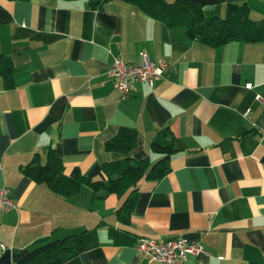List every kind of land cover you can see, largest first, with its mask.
<instances>
[{
    "label": "crops",
    "instance_id": "crops-1",
    "mask_svg": "<svg viewBox=\"0 0 264 264\" xmlns=\"http://www.w3.org/2000/svg\"><path fill=\"white\" fill-rule=\"evenodd\" d=\"M228 1L264 19V0ZM225 12V3L204 10L207 18ZM143 51L170 68L123 99L106 71L116 58L138 63ZM0 55L12 58L16 78L7 89L0 75V189L17 205L0 212L1 244L31 252L97 229L98 241L64 264H160L141 257L139 239L203 249L177 264H248L249 246L264 254L263 44L210 47L124 0L98 11L87 0H0ZM123 127L137 133V147L107 151ZM164 128L176 153L163 179L139 182L128 225L116 217L125 198H93L89 187L64 198L22 173L35 154L44 163L54 149L68 176L107 180L106 163L157 162L150 144ZM114 231L132 243L117 244Z\"/></svg>",
    "mask_w": 264,
    "mask_h": 264
},
{
    "label": "trees",
    "instance_id": "trees-1",
    "mask_svg": "<svg viewBox=\"0 0 264 264\" xmlns=\"http://www.w3.org/2000/svg\"><path fill=\"white\" fill-rule=\"evenodd\" d=\"M87 1L93 10L98 11L112 0ZM124 1L167 28H184L190 39L210 47L225 46L233 42L264 45V19L252 21L246 4H234L228 0H174L173 3H169L168 0ZM223 3H226L224 18L205 16L206 7ZM0 75L7 89L15 87V67L12 58L0 55ZM137 140L138 136L134 130L123 127L106 143L105 149L109 152L128 154L137 147ZM150 148L153 154L160 156L157 162L153 163L150 158H145L139 161L124 159L106 163L103 170L107 180L94 181L83 175L68 176L62 158L54 149L47 153L44 163L42 157L35 154L32 162L22 168V173L64 198L79 195L84 187H89L93 191V198H105L112 194L125 198L122 206L116 211V217L119 222L128 225L139 199V182L144 178L152 181L163 179L169 169L171 157L176 153L175 137L170 128L158 130ZM111 234L117 244L132 243V239L125 233L114 231ZM97 241V229L54 241L45 240L20 264H64L85 252ZM245 259L248 264H264V254L250 246L246 248Z\"/></svg>",
    "mask_w": 264,
    "mask_h": 264
},
{
    "label": "built area",
    "instance_id": "built-area-1",
    "mask_svg": "<svg viewBox=\"0 0 264 264\" xmlns=\"http://www.w3.org/2000/svg\"><path fill=\"white\" fill-rule=\"evenodd\" d=\"M169 68L170 65L167 62H152L148 54L143 51L138 63H127L122 59H114L108 67L106 75L121 93L122 98L128 99L132 95L134 85L143 83L154 87ZM15 209H17V205L11 197L10 191L5 188L0 189V212H10ZM7 250L9 248L0 243V257ZM137 251L148 263L177 264L179 261H188L190 256L200 255L203 249L190 245L184 239L168 241L139 239Z\"/></svg>",
    "mask_w": 264,
    "mask_h": 264
},
{
    "label": "water",
    "instance_id": "water-1",
    "mask_svg": "<svg viewBox=\"0 0 264 264\" xmlns=\"http://www.w3.org/2000/svg\"><path fill=\"white\" fill-rule=\"evenodd\" d=\"M29 253V250L13 252L9 249L0 257V264H20L27 258Z\"/></svg>",
    "mask_w": 264,
    "mask_h": 264
},
{
    "label": "rangeland",
    "instance_id": "rangeland-1",
    "mask_svg": "<svg viewBox=\"0 0 264 264\" xmlns=\"http://www.w3.org/2000/svg\"><path fill=\"white\" fill-rule=\"evenodd\" d=\"M169 1H171V0H169ZM225 5H226V3H225ZM225 16V15H224ZM220 18V17H219ZM222 18H224V17H222Z\"/></svg>",
    "mask_w": 264,
    "mask_h": 264
}]
</instances>
